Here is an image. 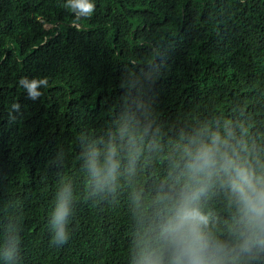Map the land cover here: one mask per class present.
Instances as JSON below:
<instances>
[{
    "label": "trees",
    "instance_id": "1",
    "mask_svg": "<svg viewBox=\"0 0 264 264\" xmlns=\"http://www.w3.org/2000/svg\"><path fill=\"white\" fill-rule=\"evenodd\" d=\"M65 2L0 0V244L13 220L19 264H132L145 233L164 251L190 151L230 134L240 159L264 168V0H93L80 30ZM23 77L49 85L32 100ZM109 142L116 192L86 201L87 163ZM62 181L76 203L71 239L56 246ZM198 206L207 231L234 244L239 214L222 174Z\"/></svg>",
    "mask_w": 264,
    "mask_h": 264
},
{
    "label": "clouds",
    "instance_id": "2",
    "mask_svg": "<svg viewBox=\"0 0 264 264\" xmlns=\"http://www.w3.org/2000/svg\"><path fill=\"white\" fill-rule=\"evenodd\" d=\"M64 8L75 14L77 21L90 18L96 9L93 0H66ZM19 84L28 98L36 100L47 88V77L29 80L23 77ZM13 104V110H19ZM118 148L109 142L101 162L99 153H93L87 163L88 192L85 200L105 199L115 194L120 169ZM187 169L190 182L184 186L173 204L172 215L164 226V251L153 247L147 233L135 242L132 264H260L264 253V168L257 172L231 148L230 134H214L210 142L200 144L188 153ZM226 179L236 205L239 220L233 230L235 242L231 246L215 239L208 231L209 216L198 206L200 197L212 186L216 178ZM55 207L50 213L49 225L52 243L63 246L71 239L69 224L75 213L76 198L72 185L61 182L55 196ZM3 228L0 259L4 264H19V222L9 220ZM166 253V255H165Z\"/></svg>",
    "mask_w": 264,
    "mask_h": 264
},
{
    "label": "water",
    "instance_id": "3",
    "mask_svg": "<svg viewBox=\"0 0 264 264\" xmlns=\"http://www.w3.org/2000/svg\"><path fill=\"white\" fill-rule=\"evenodd\" d=\"M45 28H46L47 30L52 29V28H53V25H52V24H49V23H46V24H45Z\"/></svg>",
    "mask_w": 264,
    "mask_h": 264
}]
</instances>
